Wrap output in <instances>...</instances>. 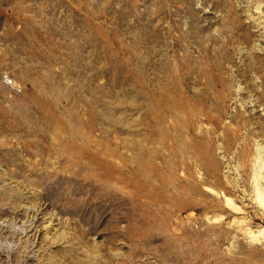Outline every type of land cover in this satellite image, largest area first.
I'll return each instance as SVG.
<instances>
[{
	"label": "rangeland",
	"instance_id": "rangeland-1",
	"mask_svg": "<svg viewBox=\"0 0 264 264\" xmlns=\"http://www.w3.org/2000/svg\"><path fill=\"white\" fill-rule=\"evenodd\" d=\"M0 264H264V0H0Z\"/></svg>",
	"mask_w": 264,
	"mask_h": 264
}]
</instances>
